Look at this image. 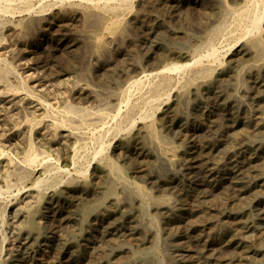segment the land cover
Returning a JSON list of instances; mask_svg holds the SVG:
<instances>
[{
  "label": "rangeland",
  "instance_id": "1",
  "mask_svg": "<svg viewBox=\"0 0 264 264\" xmlns=\"http://www.w3.org/2000/svg\"><path fill=\"white\" fill-rule=\"evenodd\" d=\"M79 1L43 14L32 11L26 15L27 11L20 9L13 17L2 15L8 23L0 29V59L53 108L74 106L97 112L116 95L113 106L118 109L128 82L147 79L140 86L144 90L137 87L139 93L131 97L132 105L147 93L145 86L153 80L150 73L164 65L192 63L195 51H200L201 62L212 60L207 57L211 40L221 51L218 58L222 63L209 66L212 70L204 79L174 89L152 112L161 138L178 148L179 156L172 165L147 137L151 117L147 120L137 115L135 124L126 123L120 133L109 131L126 114L128 107L123 104L120 118L106 126L105 143L112 141V145L95 160L89 154L95 151L93 145L88 148L91 152L82 151L83 161L76 168L86 171L85 161L91 164L84 176L71 166L74 144L69 131L59 129L55 134L58 142L51 141L52 119L45 109L26 92L16 93V80L0 81V146L10 154L0 158V207L5 213V222L0 224V264H5L11 249L25 253L23 237L13 227L24 224L16 210L26 206L21 202L26 196L40 193L39 205L31 200L29 211L41 210L36 221L41 242L28 249L24 261L18 259L14 264H36L37 259L45 264H239L246 257L245 264H264V68L256 59L259 49L252 45L260 34L264 41V24L257 35L241 38L229 50V41L218 39L217 31L230 24L231 10L244 6L247 0H131L125 12L127 20L114 30L103 29L108 17L104 10ZM21 2L16 6L21 8ZM31 19L38 21L34 29L28 26ZM191 71L172 75L182 81ZM174 95L180 96L175 117L164 123ZM28 118L38 122L33 135L37 150L51 160L34 169L21 162L27 150L22 137L28 134ZM103 158L113 167H106ZM55 163L61 173L53 172L54 168L44 170ZM5 178L12 187L6 186ZM46 182L51 187H46ZM113 189L119 200L116 208L110 206ZM106 206L109 209L102 213L101 207ZM243 248L250 250L245 257L239 253Z\"/></svg>",
  "mask_w": 264,
  "mask_h": 264
},
{
  "label": "bare ground",
  "instance_id": "2",
  "mask_svg": "<svg viewBox=\"0 0 264 264\" xmlns=\"http://www.w3.org/2000/svg\"><path fill=\"white\" fill-rule=\"evenodd\" d=\"M18 1H22L20 3L21 8L16 6V4L18 3ZM73 0H0V29H3V27L6 25V22L4 21V17L2 15L5 14H10L12 17L13 15L17 14V11L20 9H23L24 11H27L23 13L28 15L29 12H38V13H42L47 11V10H53L55 8H57L58 6H61V8L63 7V5L65 3H72ZM82 2V4H88V5H94L97 7H100L102 10H104L108 17L104 18L106 21L103 22L102 26L103 29H119L124 20H127L126 18V14L125 12L127 10H129V6L130 3L132 2L131 0H80ZM79 1V2H80ZM161 1V0H160ZM245 1V0H244ZM146 3V1H145ZM83 4V5H84ZM132 4V3H131ZM244 4V3H243ZM19 5V6H20ZM146 6V5H145ZM65 7V6H64ZM84 7V6H83ZM133 8V7H132ZM98 9V8H97ZM70 10V9H69ZM68 10V11H69ZM73 10V9H72ZM19 12V11H18ZM23 12V11H22ZM49 13V12H47ZM76 13V12H75ZM90 13V12H89ZM96 13V12H95ZM19 14V13H18ZM46 14V13H44ZM64 14V11H63ZM69 15V13H66ZM65 14V15H66ZM72 14V13H71ZM92 14V13H91ZM94 14V13H93ZM145 14V13H144ZM227 14V13H226ZM230 13H228L229 15ZM21 15V14H20ZM33 15V14H31ZM37 15V14H35ZM41 15V14H40ZM39 15V16H40ZM64 15V16H65ZM67 15V16H68ZM99 15V14H98ZM9 16V15H8ZM18 16V15H17ZM43 16V15H42ZM59 16V15H56ZM59 16L60 18H64ZM71 16V15H70ZM93 16V15H92ZM101 16V14L99 15ZM231 22L230 24H226L222 27H220L217 31L218 34V39L220 40H226L229 41V45L228 47L229 50L232 49L233 47H235L241 38H245L249 35H254L253 33L261 31L262 26L264 24V0H247L246 3L244 4V6L231 10ZM11 17V18H12ZM22 17V16H21ZM25 17V16H24ZM35 17V16H34ZM59 17H56V19L59 20ZM74 17V16H73ZM91 17V15H90ZM228 16H226L227 18ZM230 17V15H229ZM16 18V17H15ZM31 18V17H29ZM66 18V17H65ZM75 18V17H74ZM95 16H94V20H95ZM13 19V18H12ZM38 19V18H37ZM93 19V18H91ZM99 19V18H98ZM6 20V19H5ZM10 20V19H9ZM41 20V19H40ZM61 20V19H60ZM65 20V19H62ZM100 20V19H99ZM45 21V20H44ZM66 21V20H65ZM89 21V20H88ZM10 22V21H9ZM37 20L35 19H31L28 21V26L31 29H34L35 25L37 24ZM50 22V20H49ZM52 22V21H51ZM71 22V21H70ZM97 22V21H96ZM58 23V22H57ZM68 23V22H67ZM90 23V22H89ZM95 23V22H94ZM101 23V22H100ZM228 23V22H227ZM11 24V23H10ZM61 24V22H60ZM223 24V23H222ZM39 25V24H38ZM49 26V25H48ZM39 27V26H38ZM62 27V26H61ZM87 27V26H86ZM89 27V26H88ZM93 27V26H90ZM26 28V27H25ZM60 28V27H59ZM87 29V28H86ZM97 29V28H96ZM217 29V28H216ZM36 30V29H35ZM39 30V28H38ZM264 30V29H262ZM37 31V30H36ZM46 31V30H45ZM134 32V31H133ZM36 33V32H35ZM53 33V32H52ZM85 33V32H84ZM104 34V32H103ZM216 34V33H215ZM216 34V35H217ZM259 34V33H258ZM54 35V34H53ZM52 35V36H53ZM106 35V34H105ZM1 36V34H0ZM49 36V35H48ZM51 36V37H52ZM50 37V36H49ZM84 37V36H83ZM106 37V36H105ZM90 38V36H89ZM102 38V36H100V39ZM217 38V37H216ZM215 38V39H216ZM255 38V37H254ZM23 39V38H22ZM93 39V38H92ZM246 39V38H245ZM2 40V39H0ZM41 40V38H40ZM87 40V39H86ZM126 40V39H125ZM24 41V40H23ZM221 42V41H220ZM241 42V41H240ZM222 43V42H221ZM225 43V41H224ZM92 44V43H90ZM216 43L214 42V40H211L209 45L207 46L208 48H211V51H209L210 49H208L206 47V50L209 51L210 55L207 56L210 59L214 60H209L208 63H203L200 61V51H195V53L193 54V62L189 64H167L164 65L162 68L158 69L156 72L150 73V75L148 77H152L153 80L149 82V84H147L146 82V86L145 88L147 89V93L145 95H140V97L136 100L135 99V103L130 105V101H132L131 99L135 96V92L137 87L142 86V81L147 80V79H133V80H129L130 82H128V86L124 89V91L122 92V100L120 101V106L118 107V109H116V107H114L113 104L116 99L117 96L115 95V97H110V100H108L107 98H104L103 100H108L106 102H104L102 104L103 108L97 112H90L91 110H86L85 109H76L73 107H66V108H53L50 106V104H48L46 101L41 100L40 98H38V96H36L33 92H31L25 83H23V81H21L19 79V76L17 74V71H15L13 69V67H11L9 64H7V61L5 62L3 59H0V81L1 82H6L9 79H14L17 81L18 83V89L17 92H19V90L26 92L27 96L30 98V100L32 102H36L39 106H41L42 108L45 109L47 117H49V119H52V123H51V127L54 130V133L51 132V141H53L54 143L58 142V137L55 135L56 132L59 129H67L70 133V139L72 136V141H73V147H72V157L71 158V166L73 168H76V166L81 163L82 161L80 160V158H84V155H82V151H86L88 150L89 146L93 145L94 146V153H89L92 156V159L95 160L98 154H103L102 152L106 149L105 147H110L112 145V141L109 142L108 141V145H106L107 143H105V139L108 136L109 131H113L115 130V132H119L122 130L123 126L126 125V123H130L131 125L136 122V116L139 115L140 118L145 119L146 117H151L152 119V112H154V108L157 104V102L159 101H163L166 100L168 98H170L171 92H173L174 89H178V88H185V86L187 85H192V83H195L197 80L203 78L204 74L207 73L208 71L210 72L212 69L208 68L209 66L212 67L213 64H217L219 62H221V60L218 58L219 55H221V51L217 50L218 48L215 45ZM227 44V42H226ZM220 45V44H219ZM253 46L257 47L259 49V51L256 54V59L258 61V65L261 64V66H263L264 68V41L261 37V34L259 35V37L257 36L255 38V41L252 43ZM16 46V45H15ZM48 46V45H47ZM93 46V45H92ZM221 46V45H220ZM252 46V47H253ZM222 47V46H221ZM67 48V47H66ZM65 48V49H66ZM95 48V47H94ZM226 48V47H225ZM68 49V48H67ZM89 49V48H88ZM69 50V49H68ZM67 51V50H66ZM65 51V52H66ZM205 51V52H207ZM218 51H220L219 55H218ZM230 52V51H229ZM240 52V51H239ZM206 54V53H205ZM19 55V54H18ZM208 55V54H207ZM33 56V55H32ZM37 56V55H36ZM160 56V55H159ZM178 57V56H177ZM185 57V55H184ZM183 57V58H184ZM204 57V55H203ZM202 57V58H203ZM205 57V58H207ZM225 57V56H224ZM227 57V56H226ZM225 57V58H226ZM241 57V56H240ZM30 58V57H29ZM100 58V57H99ZM201 58V59H202ZM177 59V58H176ZM204 59V58H203ZM241 59V58H240ZM208 60V58H207ZM96 61V60H95ZM204 61V60H203ZM44 62V61H42ZM165 62V61H164ZM222 63V62H221ZM226 63V62H225ZM163 64V63H162ZM215 64V65H216ZM48 66V65H47ZM122 67V66H121ZM191 68V69H190ZM17 70V69H16ZM192 70L187 77H185L184 79H180L177 80L172 74L173 73H177V74H186L188 71ZM214 70V69H213ZM253 70V69H252ZM126 71V70H125ZM129 71V70H128ZM132 72V71H131ZM208 72V73H209ZM226 73V72H225ZM145 76V73H143ZM142 74V75H143ZM148 74V73H147ZM211 74V73H210ZM141 75V76H142ZM124 76V75H123ZM178 76V75H177ZM208 76V75H207ZM147 77V76H146ZM145 77V78H146ZM184 77V76H183ZM242 77V76H241ZM251 77V76H250ZM132 78V77H131ZM179 78V77H178ZM182 78V77H180ZM130 79L129 76L128 78H126V80ZM204 79V78H203ZM68 80V79H67ZM244 80V79H243ZM108 81V80H107ZM200 81V80H199ZM127 82V81H125ZM237 82V81H236ZM243 83V82H242ZM6 84V83H5ZM78 85V84H77ZM125 85V84H124ZM144 85V84H143ZM233 85V84H232ZM9 86V84H8ZM182 86V87H180ZM201 86V85H200ZM228 86V85H227ZM12 87V85H11ZM15 88V87H14ZM16 89V88H15ZM41 89V88H40ZM141 89V87H140ZM139 89V90H140ZM237 89V88H236ZM142 90V89H141ZM144 90V89H143ZM142 90V91H143ZM11 92L13 90H10ZM92 91V90H91ZM119 91V90H118ZM179 91V90H178ZM237 91V90H236ZM14 92V91H13ZM176 92V91H175ZM101 93V92H100ZM139 93V92H138ZM142 93V92H141ZM3 94V93H2ZM8 94V93H6ZM143 94V93H142ZM227 94V93H226ZM14 95V94H13ZM111 95V94H110ZM118 95V94H117ZM134 95V96H133ZM184 95V94H183ZM220 95V94H219ZM9 96V94H8ZM114 96V95H113ZM120 96V95H119ZM133 96V97H132ZM172 96V95H171ZM182 96V95H181ZM96 97V96H95ZM109 97V96H108ZM132 97V98H131ZM136 97V96H135ZM220 97V96H219ZM112 98V99H111ZM95 99V98H94ZM120 99V98H119ZM134 100V99H133ZM100 101V100H99ZM161 101V102H162ZM174 105L172 108L167 109V116L165 114L164 118H163V122L167 123L170 120L169 119H173L175 117V108L177 107V104L180 102V96L179 95H174ZM98 102V101H97ZM119 102V100H118ZM51 103V102H50ZM101 103V102H100ZM160 103V102H159ZM126 105L127 111L125 112L126 114L121 118V120L117 121V117L120 116L121 113V106L122 105ZM185 104V103H184ZM31 105V104H30ZM130 105V106H129ZM218 105V104H217ZM69 106V105H68ZM116 106V105H115ZM125 107V106H124ZM97 108V107H96ZM95 108V109H96ZM157 109V108H156ZM171 109V110H170ZM98 110V109H97ZM124 110V109H123ZM122 110V111H123ZM126 110V109H125ZM253 110V109H252ZM111 111L116 112V114H113ZM14 113V112H13ZM26 114V113H25ZM183 114V113H182ZM32 115V114H31ZM34 115V114H33ZM186 115V114H185ZM214 115V114H213ZM16 116V115H15ZM12 117V116H11ZM18 117V116H17ZM27 117V116H26ZM25 117V118H26ZM253 117V116H252ZM46 118V117H45ZM120 118V117H119ZM154 118V117H153ZM147 119V118H146ZM155 119V118H154ZM152 119V121L154 120ZM250 119V118H249ZM32 120V118H31ZM29 118L26 119V124L28 125L29 123V130H28V134L25 133L24 131V137H22L24 139V145L26 146L25 148H27L26 152H25V156L23 158V160L21 162H23L26 166H29L30 168H36L39 165H43V164H48L49 156L45 155V153L39 149V151L37 150V147L35 146V142L33 140V135L36 133V127H37V123L32 122ZM117 121L116 126L115 127H111L113 128L112 130L107 131L106 130V126L110 121ZM148 120V119H147ZM51 121V120H50ZM141 121V120H140ZM151 121V120H150ZM149 121V122H150ZM150 122L147 126H146V134L147 137L150 138L149 141L155 143L157 146H159V148H161L164 154V158L167 159L168 162L174 163L176 161V159L179 156V151L178 148L173 147L170 143L165 142L158 130H157V123L156 122ZM258 121V120H257ZM8 123V122H6ZM138 123V122H137ZM172 123V122H171ZM255 123V122H254ZM259 123V122H258ZM110 124V123H109ZM115 124V123H114ZM135 124V123H134ZM170 124V123H168ZM213 124V123H212ZM130 125V126H131ZM137 125V124H136ZM233 125V124H232ZM231 125V126H232ZM2 126V125H1ZM7 126V124H6ZM5 126V127H6ZM15 126V125H14ZM39 126V125H38ZM49 126V125H48ZM255 126V125H254ZM258 126V125H256ZM255 126V127H256ZM50 127V128H51ZM254 127V128H255ZM38 128V127H37ZM109 128V127H108ZM247 128V127H246ZM49 129V128H48ZM248 129V128H247ZM131 130V129H130ZM251 131V130H250ZM0 133L3 134V132L0 131ZM68 133V132H67ZM124 133V132H123ZM21 134V133H20ZM141 134V133H140ZM144 134V133H143ZM204 134V133H203ZM19 135V134H17ZM22 135V136H23ZM114 135V134H113ZM120 135V134H119ZM20 136V135H19ZM35 136V135H34ZM115 136V135H114ZM63 137V136H62ZM241 137V136H240ZM117 138V137H116ZM115 138V139H116ZM22 139V141H23ZM68 139V137L66 138ZM197 139V138H196ZM6 140V139H5ZM15 140V139H14ZM43 140V139H42ZM191 140V139H190ZM8 141V140H7ZM12 141V140H11ZM36 141V140H35ZM88 141V142H87ZM6 142V141H5ZM18 142V140H17ZM20 142V139H19ZM18 142V143H19ZM65 142V141H64ZM67 142V141H66ZM4 143V142H3ZM10 143V142H9ZM22 143V142H21ZM172 143V142H171ZM13 144V143H12ZM20 144V143H19ZM4 145V144H3ZM7 145V144H6ZM10 145V144H9ZM21 145V144H20ZM92 146V147H93ZM14 147V146H13ZM49 148V147H48ZM124 148V147H123ZM155 148V147H154ZM92 149V148H91ZM90 149V150H91ZM110 149V148H109ZM88 150V151H90ZM118 150V149H117ZM92 151V150H91ZM90 151V152H91ZM120 151V150H119ZM9 152H11V150H9ZM24 152V151H23ZM54 152V151H53ZM86 153V152H84ZM15 154V153H13ZM18 154V153H17ZM10 155V154H9ZM9 155L5 152V149H3L0 146V158L2 156H7L9 157ZM127 155V154H126ZM160 155V154H159ZM21 157V156H20ZM87 157V156H86ZM85 157V158H86ZM100 156H98L99 158ZM264 157V156H262ZM13 158V156L11 157ZM159 158V157H158ZM199 158V157H198ZM14 159V158H13ZM13 159H11V163L13 161ZM91 159V158H90ZM164 159V160H165ZM6 160V159H5ZM89 160V158H88ZM104 160L106 161V167H113L111 161L107 158H103L102 162H104ZM51 161V160H50ZM6 162V161H5ZM16 162V161H15ZM18 162V161H17ZM64 162V161H63ZM66 162V161H65ZM87 162L85 164L87 170L89 168V166L91 165L89 163V161H85ZM7 163V162H6ZM14 163V162H13ZM201 163V162H200ZM222 163V162H221ZM16 164V163H15ZM65 164V163H64ZM67 164V162H66ZM65 164V165H66ZM104 164V165H105ZM252 164V163H251ZM12 165V164H11ZM169 165V164H168ZM221 165V164H220ZM7 166V165H6ZM13 166V165H12ZM166 166V165H165ZM14 167V166H13ZM22 167V166H21ZM6 168V167H5ZM24 168V167H23ZM48 168V169H47ZM47 168L44 170H51L53 169V172L58 171L60 172V170L62 168L57 167V164H50L47 165ZM13 169V168H12ZM64 169V168H63ZM81 169V168H80ZM84 169V168H83ZM123 168H121L122 171ZM126 169V168H125ZM174 169V168H173ZM28 170V169H27ZM55 170V171H54ZM65 170V169H64ZM74 170V169H73ZM86 171H80L79 168H76V173L79 172V176L81 174L86 175ZM4 171V170H2ZM15 171V170H14ZM10 172V171H9ZM47 172V171H46ZM57 172V173H58ZM62 172V171H61ZM60 172V173H61ZM70 172V171H69ZM14 173V172H13ZM49 173V172H48ZM47 173V174H48ZM99 173V172H98ZM3 174V172H2ZM68 174V173H67ZM73 174V172H72ZM71 174V175H72ZM119 174V173H118ZM19 175V174H18ZM24 175V174H23ZM56 175V174H55ZM78 175V174H77ZM76 175V176H77ZM3 176V175H2ZM70 176V174L68 175ZM67 176V177H68ZM74 176V175H73ZM116 176V175H115ZM190 176V175H189ZM5 177V175L3 176ZM9 177V176H8ZM41 177V176H40ZM59 176H57L58 178ZM61 177V176H60ZM59 177V179H60ZM64 177V178H67ZM71 177V176H70ZM119 177V176H118ZM7 178V177H6ZM5 178V183L7 187L11 186L12 182H9L7 179ZM62 178V177H61ZM99 178V177H98ZM104 178V177H103ZM73 179V178H72ZM123 179V178H122ZM2 180V179H1ZM15 180V179H14ZM41 180V178L39 179ZM38 180V181H39ZM69 180V179H68ZM108 180V179H107ZM124 180V179H123ZM42 181V180H41ZM64 181V180H63ZM62 181V182H63ZM76 181V180H75ZM112 181V180H111ZM40 182V181H39ZM37 182V184L39 183ZM73 182V180H72ZM24 183V182H23ZM41 183V182H40ZM95 183V182H94ZM129 183V182H128ZM4 184V183H3ZM36 184V183H35ZM43 185V183H41ZM76 184V183H75ZM51 184H49L48 182L45 183V186L48 187ZM58 185V184H57ZM62 185V184H61ZM60 185V186H61ZM54 186V185H53ZM52 186V187H53ZM12 187V186H11ZM18 187V186H17ZM51 187V186H50ZM49 187V188H50ZM35 189V187H33ZM32 188V189H33ZM3 189V188H2ZM14 189V188H13ZM24 189V188H23ZM22 189V190H23ZM19 190V189H18ZM40 190V188H39ZM42 190V188H41ZM21 191V190H20ZM19 191V192H20ZM25 191V190H24ZM117 191V190H116ZM114 189L111 190L109 192V194L111 196H113V201L111 202L112 204L110 206L116 208L119 207V200H118V196H117V192ZM119 191V190H118ZM142 191V190H141ZM178 191V190H177ZM10 192V191H9ZM8 192V193H9ZM119 193V192H118ZM143 193V192H142ZM15 194V193H14ZM21 194V193H20ZM138 194V193H137ZM39 195L40 194H36V196L34 195V197L31 195L26 196L25 199L21 202H24L26 204L25 207L19 206L16 210V217L17 218H23L22 220H24V224H15L13 225L14 229L17 232V235L19 237H23L24 242L21 244L24 249H25V253L22 254V252L19 251H15L14 249H11L9 251V253L7 254V261L5 262V264H14L17 262V260L19 259H25L27 256V251L28 249L33 248V244H38L41 242V230H39L37 228V219H38V215L41 212V210H37V211H29V209L31 210V205L32 202L31 200H34V204L35 205H39L40 201H39ZM120 197V195H119ZM144 197V196H143ZM146 197V196H145ZM156 198V197H155ZM16 199V198H15ZM41 199V198H40ZM10 200V199H9ZM70 200V199H69ZM112 200V199H111ZM125 200V199H124ZM146 200V198H145ZM158 200V199H157ZM103 201V199H102ZM101 201V202H102ZM128 201V200H127ZM99 202V201H98ZM150 202V201H148ZM167 204L169 201H165ZM11 203V202H10ZM106 203V201H105ZM161 203V202H160ZM165 203V204H166ZM97 204V203H96ZM144 204V203H143ZM106 205V204H104ZM109 209V206L106 207H101L100 211L102 213H106L107 210ZM26 210V211H25ZM111 210V209H110ZM123 210V209H122ZM115 211V210H114ZM56 213V212H55ZM4 211L2 210V207H0V224L4 223L5 221H3L4 219ZM54 216V215H53ZM82 217V216H81ZM66 219V217H65ZM84 219V218H83ZM61 221V220H60ZM55 222V221H54ZM82 222V221H81ZM22 223V222H21ZM84 223V222H83ZM60 225V224H59ZM58 225V226H59ZM62 226V225H61ZM59 226V227H61ZM65 226V225H64ZM67 227V225H66ZM241 227V226H240ZM57 228V227H56ZM64 228V227H63ZM1 230V228H0ZM33 231V232H29V231ZM60 230V229H59ZM241 231V229H239ZM12 231V230H11ZM35 231V232H34ZM49 231V230H48ZM64 231V230H63ZM74 229L73 232L74 233ZM175 231V230H174ZM244 231V230H243ZM29 232V233H28ZM59 235H61L62 237L64 236V233L62 231L58 232ZM129 233V232H128ZM253 233V232H252ZM130 236V235H129ZM69 238V237H68ZM80 238V237H79ZM195 238V237H194ZM57 239V238H56ZM261 240V239H260ZM259 241V240H258ZM45 241H43L44 243ZM60 242V241H59ZM71 242V241H70ZM57 243V242H56ZM65 243V242H64ZM219 243V242H218ZM111 245V244H110ZM189 246V244H188ZM217 246V245H216ZM221 246V245H220ZM58 247V246H57ZM187 247V246H186ZM9 248V247H8ZM96 248V247H95ZM99 248V247H98ZM166 249V248H165ZM33 250V249H32ZM52 250H54V247L52 248ZM153 250V249H152ZM24 251V250H22ZM154 251V250H153ZM156 251V250H155ZM248 251L249 248H248ZM248 251H244V248L241 250L240 255L242 257H245V255L248 254ZM30 252V251H29ZM91 252V251H90ZM159 252V251H158ZM157 252V253H158ZM238 252V251H237ZM71 253V252H70ZM100 253V252H99ZM102 253V252H101ZM3 254V253H2ZM94 254V253H93ZM245 254V255H244ZM158 256H160L159 254H157ZM23 256H25L23 258ZM94 256V255H93ZM101 257V256H100ZM156 257V255H155ZM240 257V256H239ZM39 258V257H38ZM96 258V257H95ZM157 259V257L155 258ZM249 259V258H248ZM98 260V259H97ZM101 260V259H99ZM230 260V259H229ZM247 260V257H246ZM246 260L239 261V264H245L247 262H245ZM24 261V260H23ZM31 261V260H30ZM33 261V260H32ZM94 261V259H93ZM92 261V262H93ZM232 263L233 260L231 259ZM49 262V261H48ZM90 262V261H89ZM96 262V261H95ZM156 262V261H155ZM158 262V261H157ZM242 262V263H241ZM61 263V262H60ZM150 263V262H149ZM153 263V260H152ZM231 263V262H230ZM229 263V264H230ZM4 264V263H3ZM30 264V263H29ZM36 264H45L43 259H37L36 260ZM94 264V262H93ZM96 264V263H95ZM218 264V263H217Z\"/></svg>",
  "mask_w": 264,
  "mask_h": 264
}]
</instances>
